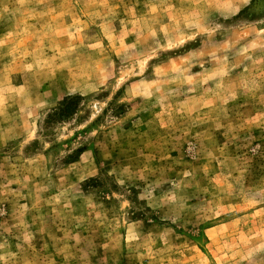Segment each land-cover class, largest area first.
<instances>
[{"label": "rangeland", "instance_id": "rangeland-1", "mask_svg": "<svg viewBox=\"0 0 264 264\" xmlns=\"http://www.w3.org/2000/svg\"><path fill=\"white\" fill-rule=\"evenodd\" d=\"M0 264H264V0H0Z\"/></svg>", "mask_w": 264, "mask_h": 264}, {"label": "trees", "instance_id": "trees-1", "mask_svg": "<svg viewBox=\"0 0 264 264\" xmlns=\"http://www.w3.org/2000/svg\"><path fill=\"white\" fill-rule=\"evenodd\" d=\"M68 101H69V99H65V100L63 101V103H64V104H67Z\"/></svg>", "mask_w": 264, "mask_h": 264}]
</instances>
